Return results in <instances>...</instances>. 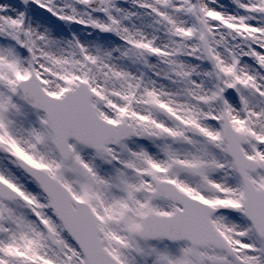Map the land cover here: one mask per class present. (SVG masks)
<instances>
[{"label": "snow or ice", "instance_id": "snow-or-ice-1", "mask_svg": "<svg viewBox=\"0 0 264 264\" xmlns=\"http://www.w3.org/2000/svg\"><path fill=\"white\" fill-rule=\"evenodd\" d=\"M0 264H264V0H0Z\"/></svg>", "mask_w": 264, "mask_h": 264}]
</instances>
